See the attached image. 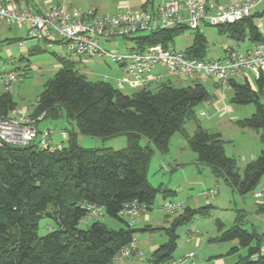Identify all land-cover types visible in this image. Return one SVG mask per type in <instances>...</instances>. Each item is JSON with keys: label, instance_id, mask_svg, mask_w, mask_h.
Instances as JSON below:
<instances>
[{"label": "trees", "instance_id": "16d2710c", "mask_svg": "<svg viewBox=\"0 0 264 264\" xmlns=\"http://www.w3.org/2000/svg\"><path fill=\"white\" fill-rule=\"evenodd\" d=\"M154 0H147L153 6ZM259 14L231 25L219 26L237 42H264L256 25ZM191 31L185 27L157 29L126 37L144 50L161 44L173 49L175 39ZM194 39L185 51L189 57L204 59L208 40L202 31H193ZM18 43L23 39H17ZM13 42L12 40L8 43ZM40 46L31 53L42 52ZM59 70L36 102L32 117L44 115L59 120L65 114L76 123L83 135L110 139L124 135L127 148L85 149L78 145L79 133H71L68 143L55 151L41 150L35 143L19 147L0 146V264H113L120 251L141 230L129 225L120 213L126 205L137 203L151 210L158 194L168 197L175 192L164 186L154 188L148 181V169L155 152H169L171 138L180 133L187 139L198 162L211 168L217 179H223L233 191L245 197L264 181V151L247 164L241 176L236 160L225 153L227 143L221 133H211L198 126L189 135L184 128L195 109L210 99L203 83L177 88L169 80L155 89L136 90L127 95L110 82L90 81L73 69V61L58 57ZM257 91L247 82H231L232 103L254 105L255 113L237 121L241 128L260 132L264 145V77L257 80ZM17 103L10 92L0 95V117L10 118ZM40 123V122H39ZM38 123V124H39ZM37 124V125H38ZM147 138L151 145L142 146ZM105 209L106 215L119 220V229L94 220L81 228L87 218V206ZM215 207H186L166 228L168 241L154 253L153 264H170L178 248V230L196 216H209ZM260 211L264 207L259 206ZM245 214L239 213L235 224L226 228L218 222L219 236L213 242H237L248 250L237 264H264V234L243 228ZM49 231L40 235L42 221ZM148 227L143 231H156ZM230 252V253H231Z\"/></svg>", "mask_w": 264, "mask_h": 264}, {"label": "rangeland", "instance_id": "374dc122", "mask_svg": "<svg viewBox=\"0 0 264 264\" xmlns=\"http://www.w3.org/2000/svg\"><path fill=\"white\" fill-rule=\"evenodd\" d=\"M38 3L44 4L50 0H36ZM53 4L60 3V0H52ZM220 4H228L229 0H218ZM51 4V3H50ZM48 4V5H50ZM263 10L264 7L259 8ZM264 22V20H263ZM202 32L208 40V49L205 59H216L217 56L222 57L223 47L226 44L237 46V42L232 40L226 34H220L216 26H202ZM17 39H23L24 49L20 47ZM194 32L187 31L184 35L175 39L171 48L177 51H183L190 47L193 43ZM12 40L13 42L8 43ZM34 46H40L42 52L31 53L30 49ZM240 46L247 48L248 41L241 42ZM106 49H120L122 54L128 53L130 49L136 47L129 42L128 39L120 38L107 44ZM58 57L73 61V69L80 74L85 75L90 81H102L109 78V82L117 88L116 81L112 80V70L118 67V64L108 58H91L80 56L68 51L61 43H46L30 39L27 36V26L11 27L0 23V72L16 71L24 76L21 83L15 84L9 91L17 103L18 109L34 111L36 102L40 94L44 91L47 83L54 78L59 70ZM124 75V72H123ZM123 77V76H122ZM254 85L257 81L254 76L251 77ZM187 79H173L172 84L177 88H183L192 85ZM210 93V99L201 103L196 109L191 120H187L184 128L188 134L192 135L198 126L208 130L211 133H222L225 144V153L228 157L234 158L240 175L242 176L248 163L257 159L264 145L260 141V132L252 129L241 128L236 124V120H244L250 118L256 111L254 105H235L231 101L232 92L229 89L217 90L211 83H204ZM127 95L133 94L135 91L130 88L121 90ZM7 92L0 84V95ZM223 93L227 99H223ZM228 108L227 112L223 110ZM205 113V116L202 115ZM237 118V119H236ZM40 131L53 130L54 144H67L71 133H79L76 123L68 122L65 114L59 120L46 119L38 124ZM66 133V137H64ZM183 136V135H182ZM181 134L176 133L170 140L169 152L165 155L155 152L148 169V181L154 187L164 186L172 189L175 194L164 197L158 194L152 210L147 211L150 222H138L133 227L138 230L145 229L146 226H153L156 231H139L135 234V238L145 245L150 239L160 242V245L168 241L165 229L171 227L172 220L176 214H169L162 210V206L167 201L184 204L185 207L200 208L212 205L215 208L209 216H196L190 223L185 224L178 230L179 240L178 248L174 256H183L187 252H194L196 256V264H216L217 260H223L226 264H237L241 257L247 256L248 250L239 248L237 251L231 252L232 249L238 248L237 242H213L219 236L218 222L220 221L226 228L232 227L239 213L245 214L243 218V228L252 232L253 229L264 234V211L259 210V206L252 198L251 193L242 197L238 192L233 191L226 185L223 179H217L209 166L200 163H193L189 155L194 152L191 150L188 141ZM184 146H181V141ZM78 145L85 149H112L114 151L124 150L127 148V137L124 135L116 136L110 139H102L98 137L78 134ZM148 139L143 138L141 145L148 144ZM154 147V144L151 143ZM180 146L183 148L181 149ZM179 155L183 162H187L182 169H178L174 160V155ZM200 170V172H199ZM210 189H217V196L206 199L203 193ZM105 223L108 227L119 229L122 223L107 215L98 219ZM94 220L85 218L80 227L87 228ZM48 223L42 221L40 226V235L48 233ZM194 227L198 230L197 237L201 240V246H194L195 241L188 242L189 230ZM141 243V244H142ZM143 249L145 262L135 257V264H153L151 261V252ZM231 252V253H230ZM132 257V259L134 258Z\"/></svg>", "mask_w": 264, "mask_h": 264}, {"label": "built area", "instance_id": "2783aa9c", "mask_svg": "<svg viewBox=\"0 0 264 264\" xmlns=\"http://www.w3.org/2000/svg\"><path fill=\"white\" fill-rule=\"evenodd\" d=\"M261 5L264 6V0H237L230 5L212 0H165L161 5L137 12L121 10L115 15H100L93 9L68 10L60 4L37 9L31 0H0V23L8 27L26 25L28 38L50 44L61 43L68 51L80 56L111 59L124 72L116 83L119 90L155 89L173 79L195 82L200 78L222 88H230L231 82L251 85L252 76L256 80L264 77V42L253 44L247 51L227 47L224 56L216 59L189 57L185 50L165 49L161 44L144 50L132 48L125 54L120 49L110 51L105 46L116 39L157 29L185 27L191 31H202L203 25L219 27L235 24L250 18ZM19 45L23 46L24 42ZM23 80L24 76L16 71L0 72V84L7 92ZM104 81L109 82V79ZM43 119L44 115L34 118L31 111L18 108L10 118L0 117V146L26 147L35 143L41 150L61 149L63 145H52L53 130H39L37 124ZM217 194V189L203 193L206 199ZM251 196L258 206L264 207V181ZM185 208L184 204L172 201L162 206L164 212L174 215L183 213ZM87 210L89 220H98L106 215L105 209L98 205L90 204ZM145 211V206L133 203L126 205L120 215L134 227ZM189 234L188 242H191L199 232L192 227ZM134 256L145 262L135 239L120 251L114 261L130 260ZM170 264H196L195 253L187 252L174 258Z\"/></svg>", "mask_w": 264, "mask_h": 264}, {"label": "crops", "instance_id": "0c3cea01", "mask_svg": "<svg viewBox=\"0 0 264 264\" xmlns=\"http://www.w3.org/2000/svg\"><path fill=\"white\" fill-rule=\"evenodd\" d=\"M164 1L165 0H154V5L153 6L161 5ZM212 1H215V2L219 3L218 0H212ZM236 1L237 0H229L228 4H221V5H230V4H232V3L236 2ZM59 2L60 3H57V4H60V5L64 6L68 10H71V9H74V8H81L83 10L93 9L94 11H96L100 15H115L116 13H118L121 10L137 12V11H140V10H143V9L147 8V7H145L147 5V0H60ZM31 3L33 5H35L37 9H45V8L51 6V5H57V4H53L52 0L47 1L44 4L38 3L36 0H31ZM48 4H50V5H48ZM261 7H264V6L261 5L259 8H261ZM259 8L254 13V14H259L260 15V18H258L256 20V25H257L258 29L260 30V32L264 35V22H263V20H264V9L260 10ZM1 24H3V23H1ZM205 26H208V25H205ZM9 28H11V27H9ZM27 31H28V27H27ZM226 35L228 37H230L228 34H226ZM245 41H248V43H249V46L247 48H244V47L240 46L241 42H237V41H236L237 42V46L226 44L223 47V51H222L223 55H222V57L224 56L225 48H227V47L231 48V49H233L235 51H247V50H249L252 47L253 44L248 39L245 40ZM245 41H242V42H245ZM46 43L48 44V42H46ZM51 44H54V43H51ZM21 47H22V49L25 48L24 45L21 46ZM216 58H221V57L217 56ZM59 68H60V66H59ZM122 76H123V70L121 69L120 66H118L117 68L115 67V69L112 70V76L111 77H112L113 81L117 82V80L120 79ZM170 81L172 82V80H170ZM195 82L203 83V84L204 83H211L212 86H214V88L217 89V90H220V89H222L223 91L225 89L231 90L230 88H222L219 85L215 84L214 82L207 81V80H204L202 78H200L198 81H195ZM251 87H252V89L257 91V87L254 85L253 81H252ZM231 92H232V90H231ZM4 93H6V92H4ZM223 99L224 100L227 99V96H226L225 93H223ZM227 110H228V108L224 109L225 112H227ZM202 115L205 116V113L202 112ZM237 121H240V120L238 119V120H236V122ZM63 134H65L64 137L67 136L66 133L63 132ZM221 135L223 136L222 133H221ZM53 136H54V134H52V145L53 146L63 145V144H54L53 143ZM179 141H181V139H179ZM181 144H182L181 146L185 147L183 141H181ZM147 145H151V143L148 142ZM181 146H180V148L183 149ZM184 149H186V147ZM174 157H175L174 160H175V163L177 164L178 169H182L183 166H185L187 164V162H183L182 158L179 155L175 154ZM189 158L191 159V161H194L193 163H199L197 154L194 153V155H193L191 153L189 155ZM199 172H200V170H199ZM166 189L170 190L172 192H175L172 189H168V188H166ZM193 209H196V208H193ZM147 211H150V210H146L143 214H141L138 217V219H137V223L140 222V221L145 222V223H149L150 222V218L151 217L149 216V214H147ZM148 227L154 228L153 226H146L145 229L148 228ZM145 229H143V230H145ZM143 230H141V231H143ZM189 236H190V234H189ZM197 238L192 239V241H195L194 244H193L195 247L196 246H201V240H200L199 237H197ZM134 239L137 241V244H138V246H139V248H140V250L142 252H143L142 247H144L145 249L149 250V252H151V259H152L153 255H154V253L162 245V244L160 245V242H156L155 240H152V239H150L149 243L145 244V245L142 243V241L140 242L139 239L138 240L136 238H134ZM174 257L176 258V257H179V256H174ZM138 260H140V259L138 258ZM216 262H218L216 264H226L223 260H217ZM113 264H135V257L133 259L131 258L130 260L119 259V260L114 261Z\"/></svg>", "mask_w": 264, "mask_h": 264}]
</instances>
